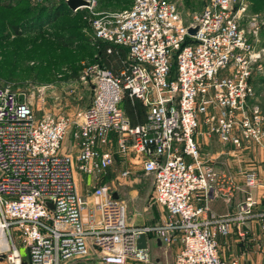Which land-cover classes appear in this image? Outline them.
Returning a JSON list of instances; mask_svg holds the SVG:
<instances>
[{
  "label": "built area",
  "instance_id": "obj_1",
  "mask_svg": "<svg viewBox=\"0 0 264 264\" xmlns=\"http://www.w3.org/2000/svg\"><path fill=\"white\" fill-rule=\"evenodd\" d=\"M83 1L70 11H84L96 41L127 51L126 68L118 76L96 63L82 69L80 82L90 86L92 100L74 123L75 154L61 151L68 119L36 118L23 95L0 87V229L18 234L28 264L92 258L151 264L148 247H137L140 235L164 246L178 244L173 264H238L220 257L218 237L235 232L245 239L252 222L264 232V208L257 211L251 192L257 175L244 173V197L234 212L215 215L196 205L208 198L229 205L237 190L202 158L196 137L202 121L205 133L223 145L264 147V111L251 102L254 80L263 75L264 49L251 35L260 26H242L247 0H206L187 24L170 0H131L117 11ZM125 93L145 107L143 123L131 124L121 106ZM115 156L152 176L153 201L166 212L163 221L134 225L124 201L113 199L100 182ZM78 175L94 181L87 199ZM133 175L126 168L118 180ZM11 249L7 261L21 264L17 248Z\"/></svg>",
  "mask_w": 264,
  "mask_h": 264
},
{
  "label": "rangeland",
  "instance_id": "obj_2",
  "mask_svg": "<svg viewBox=\"0 0 264 264\" xmlns=\"http://www.w3.org/2000/svg\"><path fill=\"white\" fill-rule=\"evenodd\" d=\"M69 0H0V87H6L23 95L33 109L36 118L44 116L63 117L70 121V126L62 143L61 151L75 154L72 132L77 116L85 110L92 100L90 86L80 82L82 69L92 63L98 54V46L87 20L76 14H63L48 25L24 27L21 24L20 36L12 32L13 25L34 13L33 9L44 5L50 9L67 6ZM175 3L182 21L187 24L192 16L199 12L206 0H171ZM131 0H97L98 9L107 11L122 10ZM30 9V12H25ZM32 9V10H31ZM69 9V7H68ZM70 10V9H69ZM32 11V12H31ZM25 12V13H23ZM255 21L260 27L251 35L258 40V47L264 49V0H247V9L242 15V26L248 31V23ZM27 24V23H26ZM263 72L254 82L258 85V103L264 111V62ZM247 168H252L258 157H243ZM114 172L106 171L99 176L111 190H118L126 206L127 216L134 225H152L166 218V212L157 206L152 197V176L141 174L138 181L134 177L117 179ZM78 188L84 199L92 189V178L78 175ZM90 178V180H89ZM136 178V177H135ZM90 182V184H89ZM94 182V181H93ZM94 184V183H93ZM7 246L14 245L24 264V245L16 233H5ZM11 236V237H10ZM229 242V239L228 241ZM221 254L226 261H237V251L224 241L220 244ZM230 247V248H229ZM12 251V249H11ZM178 251V244L152 249L151 264H173ZM8 251L0 248V264H12L7 261ZM230 257H227V256ZM79 264H85L81 262ZM135 264V263H130Z\"/></svg>",
  "mask_w": 264,
  "mask_h": 264
},
{
  "label": "crops",
  "instance_id": "obj_3",
  "mask_svg": "<svg viewBox=\"0 0 264 264\" xmlns=\"http://www.w3.org/2000/svg\"><path fill=\"white\" fill-rule=\"evenodd\" d=\"M257 86L258 85L256 82H254L255 98L251 102L261 104L262 101H259L260 97L257 95ZM205 131L206 126L201 121L199 134L196 137V141L199 145L202 158L207 161V163L212 165L217 171L229 177L237 190L234 192V197L229 205L220 198H208L205 201H195V204L206 205L210 212L215 215H224L229 212H234L236 205L244 197V193L242 192L245 190L243 178L244 173L253 170L257 175L258 185L255 189H252L251 192L258 204L257 211H261L264 208V147L251 146L249 149L243 148L242 150H236L230 144L223 145L217 136L207 135ZM248 155H256L258 157V161L253 164L254 166H252V168H247L245 165L246 162H243L242 160L243 157ZM126 168H132L134 172V175L132 176L134 179L132 181L133 183H136L138 181V177H140L143 173L141 171V166L134 164L132 160H124L118 156H115V164L108 171H115V174L119 175V173ZM90 182L92 183L91 180ZM112 192L117 199H121L118 190H112ZM228 239L229 242H227ZM223 241L226 244L228 243V246L237 251L236 259L238 264H264V232L260 229L256 222H252L249 225L245 239H240L235 232L229 235L227 238L222 236L218 237L219 255L223 260L226 261V255L221 254L222 248L220 244L223 243ZM146 246L151 252L152 249H160L164 245H161L154 238H146ZM24 252L26 251L24 250ZM25 255L26 258L24 264H28L27 253ZM227 257L230 256L228 255ZM85 264L102 263L98 262L95 258H92L86 260Z\"/></svg>",
  "mask_w": 264,
  "mask_h": 264
},
{
  "label": "trees",
  "instance_id": "obj_4",
  "mask_svg": "<svg viewBox=\"0 0 264 264\" xmlns=\"http://www.w3.org/2000/svg\"><path fill=\"white\" fill-rule=\"evenodd\" d=\"M130 4L131 2L125 8H128ZM32 11H34L33 14L28 15V17L27 16L24 17L22 21H19L17 24L13 25L11 30L14 33V35L17 36L21 35L20 34L21 24L25 25L24 27L27 28L29 26L33 28L35 25L36 26L39 25L41 27V25L45 26L50 24L54 19L60 17L63 14L73 15V13L68 9L67 6H61L58 8L55 7L54 9L53 8L50 9L49 7H45L44 5H41L33 9ZM25 12L29 13L30 9H27ZM76 15L79 18H81L82 21H84L83 12H78ZM98 42L100 44L98 46V54L94 56L91 64L96 63L99 66L110 70L114 75L118 76L120 72L126 68L125 62L127 60V51L123 48L113 47V46L111 47V45L102 41H98ZM109 47L112 48L111 53H107V49ZM173 71H174V65H173ZM122 107L132 125L140 124L145 121L146 118L145 107L142 105V103L139 100L129 98L127 93H125Z\"/></svg>",
  "mask_w": 264,
  "mask_h": 264
},
{
  "label": "water",
  "instance_id": "obj_5",
  "mask_svg": "<svg viewBox=\"0 0 264 264\" xmlns=\"http://www.w3.org/2000/svg\"><path fill=\"white\" fill-rule=\"evenodd\" d=\"M84 3L83 0H69L67 1V4H68V7L71 8V9H74L80 5H82ZM195 32V30L193 29H189L188 30V33L190 35H193ZM112 198L113 199H116V196L115 195H112ZM137 247L139 249H145L146 248V239H145V236L144 235H140L139 238H138V241H137ZM4 257L1 256L0 257V260H2Z\"/></svg>",
  "mask_w": 264,
  "mask_h": 264
},
{
  "label": "bare ground",
  "instance_id": "obj_6",
  "mask_svg": "<svg viewBox=\"0 0 264 264\" xmlns=\"http://www.w3.org/2000/svg\"><path fill=\"white\" fill-rule=\"evenodd\" d=\"M0 248H4L6 251H9V246H7L6 243V235L1 229H0ZM14 261L16 264H19L18 259L14 258Z\"/></svg>",
  "mask_w": 264,
  "mask_h": 264
}]
</instances>
